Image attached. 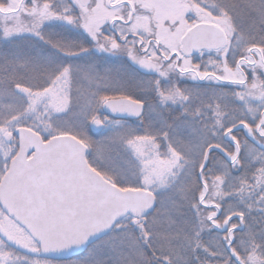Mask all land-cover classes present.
<instances>
[{
	"label": "snow or ice",
	"instance_id": "1",
	"mask_svg": "<svg viewBox=\"0 0 264 264\" xmlns=\"http://www.w3.org/2000/svg\"><path fill=\"white\" fill-rule=\"evenodd\" d=\"M0 264H264V0H0Z\"/></svg>",
	"mask_w": 264,
	"mask_h": 264
}]
</instances>
